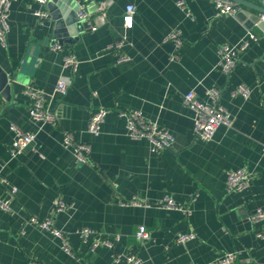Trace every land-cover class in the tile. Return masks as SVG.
<instances>
[{
    "label": "crops",
    "instance_id": "crops-1",
    "mask_svg": "<svg viewBox=\"0 0 264 264\" xmlns=\"http://www.w3.org/2000/svg\"><path fill=\"white\" fill-rule=\"evenodd\" d=\"M75 1L86 5L91 19L70 7L76 22L61 33L64 50H55L57 22L48 4L12 0L8 47L0 46V65L14 84L10 99L0 91V198L10 205L0 209V264H127L130 253L142 264H214L229 252L236 253L231 264H264V238L256 235L264 221L251 219L264 209V0H234L239 10L225 15L217 14L215 0H107L105 18L98 10L104 0ZM130 3L134 25L126 29ZM40 7L49 17L35 14ZM174 31H181V44L167 38ZM123 36L126 42L117 46ZM244 41L249 45L236 65L223 71L220 47ZM67 52L77 54L76 73L64 67ZM123 56L130 59L119 61ZM62 76L73 78L65 97L55 93ZM242 84L250 97L232 95ZM28 87L44 91L54 122L30 117ZM210 87L221 90L234 123L204 140L194 134L195 113L184 94L195 90L207 101ZM99 107L109 112L101 133L92 135L87 127ZM123 110H139L169 129L174 145L155 153L147 139L130 137ZM12 122L36 132L17 155L11 153ZM65 132L89 143L87 161L65 143ZM239 168L247 169L251 183L230 191L227 175ZM166 197L182 209L157 204ZM32 218L65 231L72 253ZM140 225L150 231L149 241L137 238ZM84 228L121 239L92 251L95 235L83 241L77 231ZM191 231L195 238L177 242Z\"/></svg>",
    "mask_w": 264,
    "mask_h": 264
},
{
    "label": "built area",
    "instance_id": "built-area-1",
    "mask_svg": "<svg viewBox=\"0 0 264 264\" xmlns=\"http://www.w3.org/2000/svg\"><path fill=\"white\" fill-rule=\"evenodd\" d=\"M41 3L42 6H45L48 0H37ZM185 2L180 1V5H184ZM217 14H236L239 10V5L234 0H215ZM109 2L104 0L100 3L98 10L101 13L103 18L106 17V9L109 7ZM12 8V0H0V46L4 49L8 47V34L11 30L10 24V14ZM136 12V6L133 3H130L126 7V12L124 14L123 20L126 29H132L134 25V15ZM35 14L40 18L49 17V13L45 8L40 7L35 11ZM78 17L82 20L90 21L91 13L88 11L85 4L81 3L78 9ZM264 19V14L261 16ZM97 27H93L96 29ZM181 31H174L167 38H176L178 44H181L182 39L179 37ZM123 40L118 43L117 46H122L126 40L127 36H123ZM252 37L255 38L253 35ZM249 41H244L240 45H228L223 44L220 47L221 60L219 63L220 68L225 72H230L233 67L236 65V61L239 56V52L248 47ZM53 49L55 50H64V46L60 43L53 44ZM64 67L71 69L73 72H77L79 68V59L77 54L72 52H67L64 54ZM129 56H123L119 58V61L129 60ZM73 78L68 76H62L58 80L55 93L61 97H65L68 94V91ZM26 94L29 95L31 99L30 107V117L38 122H54L56 120V114L53 111V108L48 104L47 96L43 90L36 89L34 87H28L25 90ZM232 95H243L248 98L251 94L250 87L242 84L234 87L231 90ZM208 96L207 101H202L195 90H190L184 94L185 104L194 111L195 116V126L194 134L196 137H199L204 140H210L214 137L218 128L221 126L232 127L234 123V117L231 112L220 102L221 90L218 87H210L206 91ZM109 110L104 107H99L93 110L89 124L87 127L88 133L92 135H98L102 131V124L105 120L106 115ZM120 115L126 118V128L127 133L132 138H145L147 139L151 146L152 150L155 153H160L165 149L171 148L175 143V135L166 127L160 125L157 121L149 119L139 110H123L120 111ZM11 128L16 133V138L11 146L12 155H17L22 153L26 146L30 145L36 137V132L26 131L20 127L15 122L11 123ZM65 143L67 145L74 144L76 149V156L79 161H87L89 159L90 145L87 141L79 140L71 132H65ZM227 188L230 191H243L251 183V175L245 168L234 169L230 171L227 175ZM17 188H13L15 193ZM134 203L140 204L137 198L131 200ZM130 201H124V204H127ZM157 204L162 205L168 209H182L181 203L175 201L172 197H166L165 200L159 201ZM66 204L62 201L58 202L57 208L63 209ZM0 209L9 210V202L0 198ZM251 219L256 222L264 221V209L258 208L251 215ZM31 223H36V225L42 229L50 231L52 234L61 237L64 241V247L66 251L71 252V247L67 239L65 231L55 228L52 220H39L37 218H32ZM83 241L87 242L92 235H95V239L92 242L91 250L95 249L99 245H107L112 247L114 243L121 239V235L116 233L112 236H102L97 235L93 229L84 228L77 231ZM256 235L260 238H264V229L258 230ZM137 238L146 242L151 238L150 231L145 225H140L136 233ZM195 238L194 232H185L181 233L178 238V243H184L190 239ZM117 259L121 256L116 255ZM236 259L235 252H229L221 257L214 264H231ZM127 264H142V257L130 253L126 256Z\"/></svg>",
    "mask_w": 264,
    "mask_h": 264
},
{
    "label": "water",
    "instance_id": "water-1",
    "mask_svg": "<svg viewBox=\"0 0 264 264\" xmlns=\"http://www.w3.org/2000/svg\"><path fill=\"white\" fill-rule=\"evenodd\" d=\"M48 7L50 9L51 15L56 20V42L62 44L66 39L61 38V33L64 31L66 25L72 26L76 22V17L74 15V9L71 10L70 7L79 9V5L75 0H48ZM264 12V7L261 8ZM261 28L264 30V20L259 23ZM75 39H69L73 42ZM0 91H3L4 95L8 99L12 97L14 91V84L9 77L8 72L3 69L0 65Z\"/></svg>",
    "mask_w": 264,
    "mask_h": 264
}]
</instances>
